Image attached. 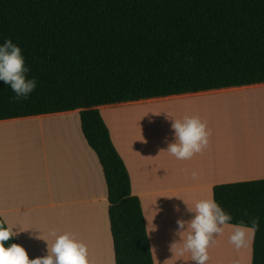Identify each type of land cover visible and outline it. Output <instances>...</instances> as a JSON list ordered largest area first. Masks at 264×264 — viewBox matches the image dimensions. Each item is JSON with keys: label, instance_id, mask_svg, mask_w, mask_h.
Wrapping results in <instances>:
<instances>
[{"label": "trees", "instance_id": "16d2710c", "mask_svg": "<svg viewBox=\"0 0 264 264\" xmlns=\"http://www.w3.org/2000/svg\"><path fill=\"white\" fill-rule=\"evenodd\" d=\"M9 39L37 86L17 101L0 82V120L82 110L107 188L114 262L152 264L124 164L99 114L83 110L264 84V0H0V45ZM212 197L233 217L227 225L259 217L251 264H264V179L215 186Z\"/></svg>", "mask_w": 264, "mask_h": 264}, {"label": "crops", "instance_id": "0c3cea01", "mask_svg": "<svg viewBox=\"0 0 264 264\" xmlns=\"http://www.w3.org/2000/svg\"><path fill=\"white\" fill-rule=\"evenodd\" d=\"M248 87L83 110L99 114L124 164L131 195L140 204L152 264H194L190 254L177 256L169 250L177 218L187 221L192 215L182 200L191 207L212 196L215 186L264 179V169L248 172L234 162L230 152L233 144H244L243 137L235 138L229 126L230 106L237 107L231 98L246 96ZM81 112L0 120V218L18 233L14 240L29 259L47 254L54 239L49 233L55 231L57 235L70 233L84 243L89 264H115L107 188L98 158L82 135ZM185 116L206 123L209 144L191 159L178 160L162 149L167 148L165 137L172 141L171 120ZM258 155L264 166V152ZM193 172L198 174L196 180ZM176 206L184 213L182 217L174 211ZM231 232L232 225H225L208 252H214L216 259L221 257L223 264H251L252 244L235 249L228 238L223 239ZM186 235L187 229L176 237L177 246Z\"/></svg>", "mask_w": 264, "mask_h": 264}, {"label": "clouds", "instance_id": "9594fccd", "mask_svg": "<svg viewBox=\"0 0 264 264\" xmlns=\"http://www.w3.org/2000/svg\"><path fill=\"white\" fill-rule=\"evenodd\" d=\"M28 72L29 68L25 66L21 49L10 39L5 40L3 45H0V82L10 86L15 94L12 99L17 101L21 98L26 99L36 88L37 82L27 77ZM171 131L172 141L169 142L165 137L164 143L167 144V148L162 150L178 160L191 159L208 147L210 132L206 128V123L196 116L171 120ZM143 142L146 143L144 140ZM197 177L198 174L193 172L192 179L196 180ZM182 202L185 211L192 215L187 221L177 218L169 250L177 256L190 254L194 264H206L209 259L208 248L216 242L215 237L224 232V226L232 221L233 217L226 213L212 196L195 201L191 207L185 201ZM174 211L180 213L181 217L184 214L179 206H176ZM186 229V237L183 238L181 246H177L176 237ZM155 230L156 227L153 225V231ZM257 231L259 217L252 218L248 224L238 222L232 225L228 242L237 250L248 248L254 242ZM17 234L11 227L0 225V264H89L86 245L70 233L57 235L55 231L50 232L49 235L54 238L50 250L47 248L46 255L33 259H29L21 245L7 244ZM42 240L47 244L45 239Z\"/></svg>", "mask_w": 264, "mask_h": 264}, {"label": "bare ground", "instance_id": "6f19581e", "mask_svg": "<svg viewBox=\"0 0 264 264\" xmlns=\"http://www.w3.org/2000/svg\"><path fill=\"white\" fill-rule=\"evenodd\" d=\"M247 89L251 92H257L264 89V84L250 86ZM231 99L237 102V107L234 109L230 106L229 126L232 134L235 135L234 137L237 139L243 137L244 143L233 144L232 148H230L233 160L237 165L244 166L248 172L262 171L264 166L258 154L259 152H264V106L256 108V110L250 109L251 114H247L249 110V108H246L247 102L252 99H245V96ZM253 111L255 112L253 113ZM109 121H111L110 118ZM229 236L223 235V239L229 238ZM208 256L209 259L206 264H211V260H215L216 258L211 256L209 252ZM216 260H219V262L216 261L217 264H223L221 257Z\"/></svg>", "mask_w": 264, "mask_h": 264}, {"label": "rangeland", "instance_id": "374dc122", "mask_svg": "<svg viewBox=\"0 0 264 264\" xmlns=\"http://www.w3.org/2000/svg\"><path fill=\"white\" fill-rule=\"evenodd\" d=\"M252 94H253V96H252ZM245 99H249V100L252 99V100L247 102V106H246V108H249V110L247 111V114H251V110H256V108L264 106V89H262L260 91H257V92L256 91L248 92L247 96H245ZM254 112L255 111H253V113ZM213 254H214V252H212L211 256H213ZM211 261H212L211 264H217L216 261L219 262V260H216V259L215 260H211ZM220 262H221V260H220Z\"/></svg>", "mask_w": 264, "mask_h": 264}]
</instances>
